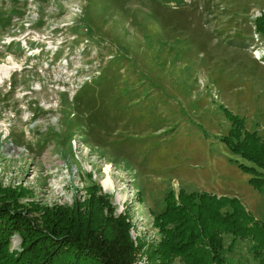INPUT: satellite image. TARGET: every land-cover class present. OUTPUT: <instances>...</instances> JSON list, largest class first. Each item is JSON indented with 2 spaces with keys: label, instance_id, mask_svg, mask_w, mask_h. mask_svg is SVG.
<instances>
[{
  "label": "rangeland",
  "instance_id": "374dc122",
  "mask_svg": "<svg viewBox=\"0 0 264 264\" xmlns=\"http://www.w3.org/2000/svg\"><path fill=\"white\" fill-rule=\"evenodd\" d=\"M263 12L264 0H0V184L38 208L100 185L138 264L171 190L236 195L264 220V193L220 138L222 105L264 135ZM221 255L208 264H264L229 234Z\"/></svg>",
  "mask_w": 264,
  "mask_h": 264
},
{
  "label": "trees",
  "instance_id": "16d2710c",
  "mask_svg": "<svg viewBox=\"0 0 264 264\" xmlns=\"http://www.w3.org/2000/svg\"><path fill=\"white\" fill-rule=\"evenodd\" d=\"M256 26L264 33V12ZM222 109L231 127L220 138L240 156L238 165L249 182L264 193V135L227 106ZM19 192L0 184V264H138L141 243L131 222L100 185H90L87 195L71 205L43 208L26 206ZM165 199V209L155 215L163 235L146 264H173L178 256L185 264L220 262L225 234L251 240L256 255L264 252V220L239 196L182 187L178 196L171 190ZM15 233L19 247L12 245Z\"/></svg>",
  "mask_w": 264,
  "mask_h": 264
},
{
  "label": "bare ground",
  "instance_id": "6f19581e",
  "mask_svg": "<svg viewBox=\"0 0 264 264\" xmlns=\"http://www.w3.org/2000/svg\"><path fill=\"white\" fill-rule=\"evenodd\" d=\"M108 166H110V165H108ZM108 168H110V167H107V171L109 170ZM108 175L109 176L104 181V185H105L106 188H114L113 183L111 181V177H110V171L108 172Z\"/></svg>",
  "mask_w": 264,
  "mask_h": 264
},
{
  "label": "built area",
  "instance_id": "2783aa9c",
  "mask_svg": "<svg viewBox=\"0 0 264 264\" xmlns=\"http://www.w3.org/2000/svg\"><path fill=\"white\" fill-rule=\"evenodd\" d=\"M264 56V48L262 49V51H258L257 53V57H262Z\"/></svg>",
  "mask_w": 264,
  "mask_h": 264
}]
</instances>
